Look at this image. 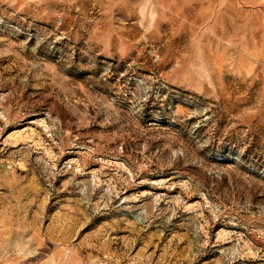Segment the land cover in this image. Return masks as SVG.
<instances>
[{
    "label": "rangeland",
    "instance_id": "obj_1",
    "mask_svg": "<svg viewBox=\"0 0 264 264\" xmlns=\"http://www.w3.org/2000/svg\"><path fill=\"white\" fill-rule=\"evenodd\" d=\"M0 264H264V0H0Z\"/></svg>",
    "mask_w": 264,
    "mask_h": 264
}]
</instances>
